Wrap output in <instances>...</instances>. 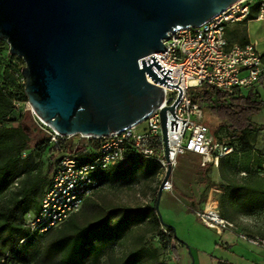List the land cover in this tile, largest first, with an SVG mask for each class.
I'll return each mask as SVG.
<instances>
[{"label":"water","instance_id":"obj_1","mask_svg":"<svg viewBox=\"0 0 264 264\" xmlns=\"http://www.w3.org/2000/svg\"><path fill=\"white\" fill-rule=\"evenodd\" d=\"M238 1L0 0V38L25 61V91L39 118L63 135L105 136L140 124L163 103L164 88L147 74L183 91L181 78L166 81L173 68L155 55L145 59L165 51L169 33L200 26ZM162 117L167 142L166 107ZM171 173L170 166L159 187V215Z\"/></svg>","mask_w":264,"mask_h":264},{"label":"built area","instance_id":"obj_2","mask_svg":"<svg viewBox=\"0 0 264 264\" xmlns=\"http://www.w3.org/2000/svg\"><path fill=\"white\" fill-rule=\"evenodd\" d=\"M253 7L257 9V18L264 19V0H239L200 26L169 33V37L164 39L165 51L153 53L145 59L155 55L164 66L173 68V80L166 77V81L178 83L181 78L178 85L183 91L155 82L147 74L150 82L164 88L165 97L163 103L140 124L105 136L63 135L36 115L38 125L47 131L54 147L77 137L76 144L91 145L97 154L86 162L71 153L60 157L39 211L27 214L32 231L45 233L79 212L100 187L98 174L126 161L132 151L159 162L161 181L167 176L169 167L173 170L179 158L188 152L199 154L205 167L212 162L218 164L222 157L234 151L228 138H216L204 122L202 104L191 98L190 89L207 83L232 93L238 87L253 85L264 76L263 53L258 47L252 42L231 43L227 36L228 25L250 19ZM18 76L25 84L23 73ZM30 107L29 101H13L14 112H25ZM165 107L167 142L162 117ZM164 190H173L171 174L164 183ZM197 214L205 225L220 234L238 232L237 223L222 213L218 200H209ZM163 230L167 236L170 235L165 226ZM238 233L250 243L264 247V235Z\"/></svg>","mask_w":264,"mask_h":264},{"label":"trees","instance_id":"obj_3","mask_svg":"<svg viewBox=\"0 0 264 264\" xmlns=\"http://www.w3.org/2000/svg\"><path fill=\"white\" fill-rule=\"evenodd\" d=\"M254 17L255 15L250 14V18ZM236 35L241 43L249 42L245 35L239 33H236ZM10 56L14 57L11 53ZM24 66V61L20 65H12L13 78L17 80L15 88H8L5 84L0 83V193L6 191L17 177L35 170L34 153L36 150L43 151L50 146L53 153L46 174L36 173L24 185L18 195L13 198L11 203L0 210V239L4 234H8L11 245L10 252L0 248V264H16L17 262L29 264L41 254L39 247L34 245L33 241L38 237L51 233H56V235L49 242V247L59 254L58 264H87L89 261L98 263L105 249L117 238L125 234L133 225L149 220L154 221L156 227L160 228L162 244L173 251L178 262V244L181 241L177 238L173 226L165 225L157 211L158 187L154 205H146L144 208L134 210L123 209L114 223L111 222L115 216L113 210H109L99 219L83 225L74 220L77 212L61 225L45 233L31 230L28 225L27 214L39 211L42 197L52 180L60 157L66 153H71L82 162H86L93 160L97 151L91 145L74 143V139L66 140L59 147L52 145L49 136H47L45 142L38 143L26 131L25 125H5L7 122L16 121L12 118V115L17 113L13 110V101H29L25 84L21 82L18 76L22 75ZM257 83L264 84V76L253 85L238 87L232 93L207 83L195 87V91H190L191 98L196 102H200L203 110L205 109L204 117L205 112L208 113L204 122L208 124L209 116L219 120V123H213L214 126L211 128L214 136L216 138H228L234 147L232 153L220 159L221 166L227 162L226 158L230 155L251 152L254 135L256 132L264 130V124H258L252 120L253 115L264 108L262 94L255 88ZM245 88L249 89L248 92L245 91ZM24 113L23 111L18 112L21 116ZM74 145L78 147L74 148ZM56 153H59L58 157H56ZM125 162L142 164V171L152 176L157 175L160 169L157 160L145 158L135 151L129 154ZM234 167L235 165H233ZM100 174L101 187L107 182L127 179L130 169L129 167H114ZM221 186L227 193H230L232 201L237 202L238 205L245 206L248 209H264V174L249 172L248 177H245L242 183L229 180L228 184ZM90 199L91 197L85 201L82 209ZM225 216L230 217L227 213ZM163 226L168 229L169 236L164 232ZM23 238H25V241L20 244V240ZM44 261L45 259H42V262ZM136 263L135 256H130L124 261V264Z\"/></svg>","mask_w":264,"mask_h":264},{"label":"rangeland","instance_id":"obj_4","mask_svg":"<svg viewBox=\"0 0 264 264\" xmlns=\"http://www.w3.org/2000/svg\"><path fill=\"white\" fill-rule=\"evenodd\" d=\"M230 37L234 39L232 32H230ZM23 61L24 59L17 55L11 57L9 43L0 38V83L5 84L8 88H15L17 80L13 78L12 65H20ZM255 88L261 92L264 99V84L257 83ZM195 90V87L190 89V91ZM248 90V88H245L246 92ZM12 116L16 121L7 122L5 125L23 124L34 141L38 143L46 141L48 133L38 125L37 116L32 107L27 109L23 116L18 113H14ZM207 116L208 113L205 112V121ZM208 119L210 128L219 123V120L212 116H209ZM252 120L258 124H264V108L256 112ZM77 141L78 138L75 137L74 143ZM77 147V145H74V148ZM50 148L48 146L43 151L36 150L34 153L35 170L17 177L6 191L0 193V210L11 203L13 198L18 195L24 185L36 173L46 174L53 153ZM58 156L59 153H56V157ZM226 161L228 166L226 176L230 181H242L245 177H248L249 172L263 175L264 130L258 131L254 135L251 152L230 155L226 158ZM233 165H235L234 168ZM123 167H129L130 169L128 178L102 185L92 195L87 205L74 216V220L78 224L83 225L97 220L109 210H113L115 215L111 220L114 223L123 209L134 210L144 208L146 205H154L157 196V178L144 173L140 163H131ZM202 199L204 200L205 197L202 196ZM159 211L164 223L175 227L176 236L181 241L178 244V262L173 251L162 244L160 228L156 227L154 221L149 220L133 225L125 234L117 238L105 249L98 263L89 261L87 264H124V261L130 256H135L137 259L136 264H264V251H256L254 246L259 247V245H254L243 239L238 232H232L233 239L227 240L228 237L224 234H229L230 231L223 234L218 233L215 229L205 225L192 210H185L181 215H178L174 209L166 210L164 198L160 200ZM231 211L234 212V210ZM230 217L238 221L246 230L253 231L250 228L251 226H254L257 232L264 229L263 213L254 219V222L250 224L251 226L242 222L240 217L235 215H230ZM55 235L56 233L43 235L33 241V244L39 247L41 254L29 264H58L59 254L49 247V242ZM24 241L25 238L21 239L20 244ZM10 247L8 234H4L0 239V248L10 252ZM42 259H45V261L42 262ZM16 264L26 263L17 262Z\"/></svg>","mask_w":264,"mask_h":264},{"label":"crops","instance_id":"obj_5","mask_svg":"<svg viewBox=\"0 0 264 264\" xmlns=\"http://www.w3.org/2000/svg\"><path fill=\"white\" fill-rule=\"evenodd\" d=\"M251 14L255 15V17L243 22L230 23L228 25L227 36L231 43H241L236 33L245 35L246 39L249 42L254 43L261 53L264 54V19L257 18L256 7L252 8ZM230 32L233 33L234 39L230 37ZM129 164L130 162L124 161L118 165L112 166L110 169L114 167H123L124 165L128 166ZM159 168L158 174L154 176L157 178L158 192L162 179L161 166ZM227 170L228 166L226 162L221 166L220 161L218 164L213 162L209 163L206 168H204V166H202V157L194 152H188L186 155L181 156L177 166L171 173L173 190H163L161 196L162 199L164 198L166 210L170 211L171 209H174L178 215H181L185 210H192L197 214V211L204 208L209 200L215 199L218 200L220 209L224 215L226 213L228 215H235L240 217L242 222L250 225L254 222V219H256L257 216L262 215V213L264 214V209H248L247 207L238 205L237 202L232 201L230 193H227L223 186H221L229 183L226 176ZM98 177H101V174H98ZM236 182L242 183L243 180ZM202 196L205 197L204 200L202 199ZM231 210H234V212ZM229 219L237 223L238 232L250 235H264V229L261 232H257L254 226L250 225V228L253 231L246 230L238 221L231 217H229ZM169 223L171 222L169 221ZM173 228L176 234V229L174 226ZM224 235L228 237L227 240L233 239L232 232L229 234L225 233ZM254 247L258 252L264 251V247Z\"/></svg>","mask_w":264,"mask_h":264}]
</instances>
